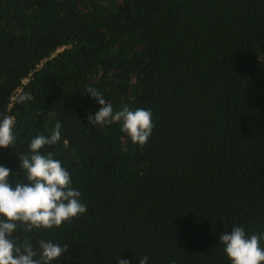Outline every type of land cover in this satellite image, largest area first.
I'll return each instance as SVG.
<instances>
[{"label":"trees","instance_id":"16d2710c","mask_svg":"<svg viewBox=\"0 0 264 264\" xmlns=\"http://www.w3.org/2000/svg\"><path fill=\"white\" fill-rule=\"evenodd\" d=\"M89 87L149 109L147 143L89 125ZM3 116L13 182L31 137L61 123L45 151L87 212L35 235L66 246L53 264H230L222 233L264 232V0H0Z\"/></svg>","mask_w":264,"mask_h":264},{"label":"clouds","instance_id":"9594fccd","mask_svg":"<svg viewBox=\"0 0 264 264\" xmlns=\"http://www.w3.org/2000/svg\"><path fill=\"white\" fill-rule=\"evenodd\" d=\"M90 94L100 105L87 117L89 125L104 126L119 123L133 144L144 145L154 127L152 113L146 108L113 105L96 88ZM62 139L61 123L56 122L49 135L36 134L28 142V151L19 154L20 174L23 179L13 182L17 175L11 168L0 164V264H53L66 251V246L34 237L40 230L61 227L63 223L87 212L81 202V192L73 187L69 170L45 146L55 145ZM16 142L15 123L9 116L0 117V148H11ZM65 147L67 140L63 141ZM228 225H225L227 227ZM21 230L25 238L17 242ZM264 232L249 233L243 226L231 225L230 232L219 236L217 246L228 257L230 264H264ZM116 264H132L120 257ZM136 264H150L148 256L136 258Z\"/></svg>","mask_w":264,"mask_h":264}]
</instances>
